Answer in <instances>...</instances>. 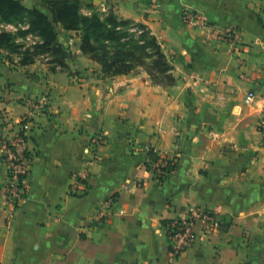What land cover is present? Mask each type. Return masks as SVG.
Masks as SVG:
<instances>
[{
	"label": "crops",
	"instance_id": "crops-1",
	"mask_svg": "<svg viewBox=\"0 0 264 264\" xmlns=\"http://www.w3.org/2000/svg\"><path fill=\"white\" fill-rule=\"evenodd\" d=\"M88 5L147 25L177 83L155 85L144 70L106 77L77 39L67 70L1 50L0 138L13 139L26 120L31 171L10 222L0 194V264H264V0H83L82 10ZM188 12L240 39L190 27ZM249 92L256 97L246 104ZM43 96L44 108L30 107ZM100 133L106 142L93 161L86 150ZM150 152L176 164L164 182ZM3 153L0 145V188ZM82 168L89 188L74 197L71 177ZM192 206L227 226H198L193 246L173 260L165 224ZM99 209L109 212L103 224Z\"/></svg>",
	"mask_w": 264,
	"mask_h": 264
},
{
	"label": "trees",
	"instance_id": "trees-1",
	"mask_svg": "<svg viewBox=\"0 0 264 264\" xmlns=\"http://www.w3.org/2000/svg\"><path fill=\"white\" fill-rule=\"evenodd\" d=\"M46 10L28 8L21 0H0V22L6 24L24 22L27 29L21 35H35L41 42L22 51L15 37L0 32L1 50L22 54V64L34 62L36 57L47 55L51 64L67 70L68 49L59 43L58 29L77 32L80 35V51L100 66L101 74L113 78L144 70L155 85L174 86L177 79L157 37L143 23L119 17L109 10L99 14L92 5L90 16L82 14L83 0H41ZM153 162L160 157L150 152ZM167 168L157 176L164 182L174 171L176 164L169 159Z\"/></svg>",
	"mask_w": 264,
	"mask_h": 264
},
{
	"label": "built area",
	"instance_id": "built-area-1",
	"mask_svg": "<svg viewBox=\"0 0 264 264\" xmlns=\"http://www.w3.org/2000/svg\"><path fill=\"white\" fill-rule=\"evenodd\" d=\"M102 10L104 13L107 12L105 6H103ZM184 21L190 27L207 30L210 37L218 36L222 41L232 45L240 39V32L237 29H219L201 12H188L184 16ZM8 27L15 29L12 26ZM255 97L254 92H249L245 98V103H253ZM46 103L47 97L43 96L31 101L29 105L33 109H41L46 106ZM25 121L20 123L19 130L13 139L0 138V145L4 150L3 160L7 170V177L0 188V194L4 198L8 208L7 219L9 222L24 205L28 193L27 180L31 171V157L27 137V123ZM105 142V135L101 133L96 134L91 140L86 152L91 156L93 161H99L101 159L100 149L104 146ZM168 160V158L160 157L158 161L152 163L151 168L156 178L162 174L163 168L168 167ZM88 177L89 174L85 168L74 172L69 186V195L74 197L83 196L89 188ZM106 204L109 209L113 205V200H109ZM96 214L95 223L103 224L108 220V211L99 209ZM201 225L208 231L216 232L226 227L227 223L222 215L208 208L192 206L187 209L184 216L170 220L165 224L166 233L172 242L171 256L173 260L178 259L193 246L196 238V228Z\"/></svg>",
	"mask_w": 264,
	"mask_h": 264
},
{
	"label": "rangeland",
	"instance_id": "rangeland-1",
	"mask_svg": "<svg viewBox=\"0 0 264 264\" xmlns=\"http://www.w3.org/2000/svg\"><path fill=\"white\" fill-rule=\"evenodd\" d=\"M102 8H101V10H99L97 12L99 14H101V13L102 14H107L109 10H107V12L104 13ZM92 12H93V10H90V9H86V10L83 9L82 10V14L85 15V16H90ZM8 26H12L16 30L12 29V28H9ZM26 29H27L26 20H24V22H18V23H12V24H6V23H3V22H0V31L1 32L2 31H6L8 33H11L15 37L16 44H18V45L23 47L22 51H25L27 48H30V47L36 45L37 43L41 42V39L39 37L35 36V35H32V34H28L26 36L21 35V32L26 31ZM58 32H59L60 38L64 37L65 40H68V41H66L67 44H65L63 41H61L59 39V43L64 45L65 48L70 49V47H71L70 41L74 40V39H77L79 41V44H80V35H79V33L70 32V31H64L62 29H58ZM77 44L78 43H75L74 45H77ZM69 55H73V53H69ZM43 57L50 58L47 55H43ZM140 70H142V69H140ZM140 70H137L136 72H138Z\"/></svg>",
	"mask_w": 264,
	"mask_h": 264
}]
</instances>
